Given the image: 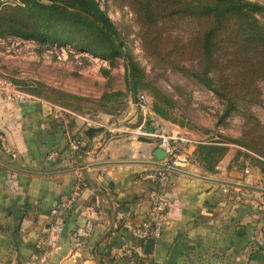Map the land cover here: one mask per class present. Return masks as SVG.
I'll list each match as a JSON object with an SVG mask.
<instances>
[{
    "label": "rangeland",
    "instance_id": "rangeland-1",
    "mask_svg": "<svg viewBox=\"0 0 264 264\" xmlns=\"http://www.w3.org/2000/svg\"><path fill=\"white\" fill-rule=\"evenodd\" d=\"M94 1L109 18L110 33L89 15L79 13L70 21L38 6L53 5L47 0H0V82L72 107L116 129L112 135H129L125 143L133 147L139 141L133 133L144 120L158 130L162 127L152 123L166 121L175 131L206 142L208 170L215 171L233 152L229 170L253 168L264 189V161L259 159H264V11L226 17L222 29L213 30V12L200 21L179 16L161 21L157 15L150 18L160 0ZM243 1L264 7V0ZM208 34L213 43L206 69ZM141 95L147 111L138 106ZM197 163L191 157L189 164ZM258 195L263 201L264 192Z\"/></svg>",
    "mask_w": 264,
    "mask_h": 264
},
{
    "label": "crops",
    "instance_id": "crops-1",
    "mask_svg": "<svg viewBox=\"0 0 264 264\" xmlns=\"http://www.w3.org/2000/svg\"><path fill=\"white\" fill-rule=\"evenodd\" d=\"M98 123L74 118L66 127L43 105L0 93V132L17 153L11 160L0 149V264H120L131 226L149 211L150 187L140 176L159 166L155 145L133 147L129 135ZM167 123L152 125L174 131ZM68 133L81 159L72 157ZM52 153L57 163L48 161ZM234 157L228 152L212 173L188 163L170 174L162 185L168 220L152 255L136 250L141 263L264 264L263 178L253 168L229 170ZM73 196L71 209L52 215Z\"/></svg>",
    "mask_w": 264,
    "mask_h": 264
},
{
    "label": "built area",
    "instance_id": "built-area-1",
    "mask_svg": "<svg viewBox=\"0 0 264 264\" xmlns=\"http://www.w3.org/2000/svg\"><path fill=\"white\" fill-rule=\"evenodd\" d=\"M0 93L7 96L9 99L16 101L19 104H25L30 101H37L43 106H48L51 109L50 114L53 118L63 124L68 126L71 119L82 118L88 124H96L90 119L80 117L72 111L71 109L62 106L57 103H52L50 101H44L38 99L34 96L27 94L24 91H21L17 87L13 86L10 82L2 80L0 82ZM138 106L142 111L148 110L147 98L144 95L138 97ZM146 120L143 121L142 125L134 131L136 138L148 137L156 141V149H162L166 153V158L160 162L161 166L151 171L145 172L140 176L141 181H152L158 183L159 185H165L170 177L172 172L181 171L184 166H186L197 146L204 145L206 142L198 139L191 133L181 132L174 130L171 132H165L163 130L153 129L146 125ZM149 127V128H148ZM116 130L111 132H115ZM69 139V151L72 154L74 159H81L82 155L80 153L79 144L75 139H73L68 133ZM106 143L102 144L98 154H102L106 148ZM0 149L12 159H16L17 153L11 147L10 143L7 140V137L0 132ZM259 158V157H258ZM59 159V155L52 153L48 156V161L56 163ZM264 161V159L259 158ZM149 197V218L147 220L140 221L137 224H133L130 228L131 236L138 241L146 243L149 239L158 240L164 230V227L168 220V209L170 202L159 191L150 190L148 192ZM75 198H65L61 200L60 204L56 209L52 211V215L56 216L61 211L69 210L73 207L75 203ZM120 264H143L140 259H136L134 252L131 249H126L122 251L120 256ZM145 264V263H144Z\"/></svg>",
    "mask_w": 264,
    "mask_h": 264
},
{
    "label": "trees",
    "instance_id": "trees-1",
    "mask_svg": "<svg viewBox=\"0 0 264 264\" xmlns=\"http://www.w3.org/2000/svg\"><path fill=\"white\" fill-rule=\"evenodd\" d=\"M53 3V5H41L40 3H37L40 8L51 10L50 12H56L59 16H64L68 20H74L76 15L79 13H83L86 15H89L95 19V21L98 23L99 27L105 31L106 33L111 32V24L109 22V18L102 12H100L98 6L96 5L94 0H47ZM195 0H160V5L158 6V11L151 12L152 6L147 5L145 8L150 13V18H154L156 15L158 16V19L161 21H166L169 18H175V16H179V18H186L189 17L192 19L197 18L196 20L200 21L202 18L205 19L206 14L214 13V16L216 17V25L213 30H219L223 27V21L225 18L229 17H239L240 15H246L241 13H259L264 11L263 6H259L258 4L246 2L243 0H215V3H210V0L207 4L201 7L200 3L202 1L207 0H198V4H194ZM62 4L65 6V9L62 7ZM69 16V17H67ZM249 18L248 21L256 22V20L253 17H247ZM238 26V25H234ZM226 27V26H225ZM237 29L233 28L231 31H236ZM211 35V34H210ZM209 34L206 36L203 47H204V53L206 57L205 61V67L206 69L211 63L212 59V51H211V45L213 41L211 40V36ZM117 48V47H116ZM119 53V52H118ZM36 102L39 105L41 103L37 101H31ZM61 130L64 132L63 126L60 125ZM91 133V134H90ZM89 134L92 135L94 131L90 132ZM205 148L203 145L197 146V148L194 150L192 157L195 158V161L198 162V164L206 169L208 172H215L211 168L210 170L207 169L206 165V158L204 159V153ZM81 155V152H79ZM83 153V152H82ZM210 156H214V150L210 151ZM217 156V155H216ZM10 158V157H9ZM11 160H15L10 158ZM59 159L57 160V162ZM56 162V163H57ZM219 162V161H218ZM217 161L213 163L216 165L218 163ZM52 163V162H51ZM215 168V167H214ZM212 170V171H211ZM150 187V190L159 191L162 194L164 193V189L162 185H159L158 183L152 182V181H145ZM165 195V193L163 194ZM167 198V197H166ZM168 199V198H167ZM169 200V199H168ZM249 211V210H248ZM66 212L61 211V213ZM149 211L148 214H146L145 219L147 220L149 218ZM140 221L135 222V224L139 223ZM125 246H127L129 249H131L134 252V256L136 259H139L137 249L144 248L145 243L142 241L135 240L132 236L130 238H127L125 243ZM123 244V245H124ZM261 250L264 251V245L261 247ZM254 254V252H252ZM253 256V255H252ZM140 261V260H139Z\"/></svg>",
    "mask_w": 264,
    "mask_h": 264
},
{
    "label": "water",
    "instance_id": "water-1",
    "mask_svg": "<svg viewBox=\"0 0 264 264\" xmlns=\"http://www.w3.org/2000/svg\"><path fill=\"white\" fill-rule=\"evenodd\" d=\"M131 78H132V99H133V102L137 104V90H136V85L133 81L132 67H131ZM44 110L48 112V114H50L51 112V109L48 106H44ZM139 141L147 143V144H151V145L155 144V140L152 138H148V137H140ZM154 155L158 160L157 166H161L160 162H162L166 158V153L162 149H156ZM242 232H243L242 230H239V233H242ZM155 244H156L155 239H149L145 243V252L149 255H152L154 253Z\"/></svg>",
    "mask_w": 264,
    "mask_h": 264
}]
</instances>
